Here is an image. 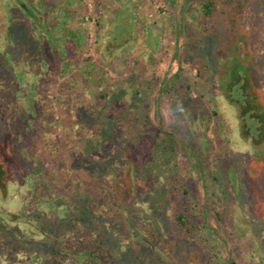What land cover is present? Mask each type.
Segmentation results:
<instances>
[{
    "label": "rangeland",
    "instance_id": "1",
    "mask_svg": "<svg viewBox=\"0 0 264 264\" xmlns=\"http://www.w3.org/2000/svg\"><path fill=\"white\" fill-rule=\"evenodd\" d=\"M203 1L0 0V150L8 171L0 191V264H101L75 253L78 239L111 251L113 264H264V141L253 132L260 119L251 115L243 124L239 116L247 77L264 107V9L252 0L233 24L215 25L205 22ZM26 45L29 55L20 51ZM10 47L18 49L15 56ZM48 56L71 61L44 64L56 78L42 86L26 78L23 61L33 76ZM75 57L97 63L100 82L91 85ZM224 85L234 90L233 100ZM131 89L141 90L139 112L128 107ZM121 91L123 109L117 106L128 123L110 118L111 136L103 138L102 119L116 115L105 104ZM38 99L39 116L32 107ZM182 99L211 113L209 124L180 117ZM79 107L88 114H78ZM147 110L151 128L142 144L134 126ZM170 140V162L151 165L167 156L162 148ZM197 156L202 164L194 166ZM172 169L187 186L182 201L191 199L198 220L207 221L200 237L172 227L175 195L154 214ZM82 204L96 218L77 221ZM132 250L146 255L133 260Z\"/></svg>",
    "mask_w": 264,
    "mask_h": 264
},
{
    "label": "trees",
    "instance_id": "2",
    "mask_svg": "<svg viewBox=\"0 0 264 264\" xmlns=\"http://www.w3.org/2000/svg\"><path fill=\"white\" fill-rule=\"evenodd\" d=\"M256 1L258 2V4L263 6V9H264V0H256ZM251 2H252V0H205L202 2V5H201L202 13H203L202 15L205 19V22H207V23H209L210 21H215L214 22L215 25H221V23L228 21L229 23L233 24L236 21L238 14H240V12L242 10L241 8L243 6L248 5ZM221 4H223V9L221 11H219V9H217V8ZM29 6H26L23 9L26 10L27 12H29V17H32L33 11H32V9L29 8ZM225 8L226 9L228 8V10H226ZM230 8H232L231 13H230V17H229L230 19L227 20L226 17H228V13H229L228 11ZM219 12H221L224 15L222 18L219 17V15H220ZM263 16H264V14H263ZM36 22L37 21H34V22L32 21V27L34 26L35 30H39L38 24ZM215 30H216V28H215ZM70 32H71V34L76 36L78 31L70 29ZM12 35H11L12 37H10L11 38L10 41L11 42L14 41V45L18 48V45H17L16 40H15V33ZM13 47H10V49H9V51L12 52L11 57L13 55L15 56V54H13V52H18V49H16V47L14 49ZM78 48H79V46H78ZM20 51L27 52L29 55V53H30L29 52V45H26ZM47 55H49V51L46 54V56ZM51 59L53 60L54 57L51 58L48 56V58H45L43 60V62H42V60H38L39 61L38 66H39L40 70H39V73L37 75H33V76L31 75L33 70L31 69V67H29V62L27 61L28 58H27V60L25 59L23 61V71L26 74L25 75L26 78H28V77L29 78L34 77L35 79L38 78V80H39L38 84L40 86H42L45 82L55 80V78H56L54 73L53 74L49 73L50 75L48 74V71L46 70L47 67L45 65H54L57 68V66L60 64V62L63 61V63H65V66L67 67L69 62L71 61L70 59L61 60L60 58L55 57V61L53 62ZM72 59H73L72 61L76 60L75 61V62H77L76 68L78 70H80V73L83 75V77L86 78L87 81H90V83H92L91 85H93V84L96 85V83L100 82V78L102 75V69H100V67H98L97 63L90 62L88 60H85L84 62L79 63L78 59L76 57L72 58ZM41 63H43V65ZM40 76H42V77H40ZM16 77H18V76H16ZM39 78H42V79L40 80ZM238 79L239 78H236V82H238ZM42 81H43V83H42ZM249 81H250L249 77H247L245 80V83H244L246 85V89H245V91H243L244 92V94H243L244 102L241 103V105H240L241 108H240L239 116H240V119L242 120L243 124H245V122H247L249 120L248 118L251 119V117H250L251 115L253 116L252 120L255 117L256 118L258 117L260 119L259 120L260 129L259 130H257V129L253 130L252 129V130H253V132L255 131V134L257 135L256 138L259 139L260 142H263L264 141V107L262 106V104L259 105L258 103H256V99H258V95L255 92V90H252L251 82H249ZM223 90H224V94L226 96H228L230 98V100H233L234 90H232L231 87H226L225 85L223 86ZM148 91H150V90H146V89L142 90L143 95L147 96ZM127 92H130L131 98H134V101H131L130 104L128 105V107H130V109H132V111L134 113L139 112L141 110L140 104L135 102L136 101L135 98L138 97V94L141 92V90L135 89L133 91V89H131V90H128ZM127 92L121 91L119 93L112 94L110 101H109L110 103H108V105H107V103L105 104L106 107L111 106L112 108H114V112H116L115 113L116 115L109 117L110 115L108 113H106L109 116L107 118H103V119L101 118L104 121V123H106V124L103 123L104 127H103L102 133H101V134H103V138H105L106 136L107 137L111 136L110 129L113 128L114 125L112 124L110 118H112L113 120H119L120 119V122H123L125 124L128 123L127 120L123 121V119H122V117H125V116H124V113H122L123 108L120 106L121 98ZM42 94L43 93H41V95ZM9 97L15 98L16 97L15 91L10 93ZM24 98H26V97H24ZM100 98H106L107 99L108 97H107V95L105 96V93H102V94H100ZM29 100H33V98L29 97ZM41 102H42V100L38 99L37 102L34 103L32 106V107H34V109L36 111V113L34 111V114H36V115L38 114V116L41 115L42 108H43V105L41 104ZM181 102L184 103V105H186V104L187 105L184 106L183 108L176 107V111L178 112V114L179 115L181 114L180 117H182L183 114H186V115H188L187 117H190L191 120H195V118L197 117L201 120V122L202 121L204 122V120L206 118L205 121L207 122V124H209L212 114L209 112L205 113V112L199 111V110H202V108H200L199 103H196V104L187 103V100H185V99H182ZM117 105L122 109H120ZM186 109H187V111H189V113H186ZM197 111L201 112L200 114H202V116L201 115L196 116L195 112H197ZM214 112H216V111H214ZM77 113L82 115V116H85L86 114H88V111H86L83 107H79L77 109ZM205 114H206V117H203ZM26 115H27V113H26ZM141 116H142L141 117L142 119L136 125H135L136 122L133 120V124L135 125L134 127H138V130L140 129L138 134L136 133L134 135V137L139 140L138 142H140V143L142 142V144H143L145 141V138L148 136V132L151 128V124H150V121L148 120V117H149L148 110H147V113L146 112L141 113ZM101 119H100L99 123H96L93 125V128H95V127L100 128L99 125L103 122ZM119 125H120V123H119ZM242 129H244V127H242ZM170 142L171 143L167 144L164 148H162L163 150H165V152L168 153L167 156L164 157V159H162V160H158L159 157L154 158V161H152L153 163L151 162V165H154V163L158 162L160 164V168L162 167V164H163V168H164L166 166V164H168V162H170L169 153H171V151H173V148H174L173 141L170 140ZM197 157H198V161H197L196 165L194 164V166H198L197 164H202V162L200 161V157L199 156H197ZM6 162L7 161L4 157V154L0 150V191H2V190L4 191V189L6 188V184H4V183H5L6 179H8V171L6 169V166H7ZM147 164H149V163H147ZM130 166L132 169H134V167H135L134 162L132 160H130ZM223 173H225L224 170H222V174ZM169 179H170L169 187H166L164 189V193H161V195L158 196V199L153 201L152 207L154 208V214L159 213V215H161L162 213H164V207H166V205H168L170 202H172L171 198H170L171 195H175L177 199L175 201L176 204L174 205V212H173V216L171 219L172 227H175L176 230L180 231L181 234H183V235L199 236L200 237L201 231H203L206 228H209L207 225V221L205 222V220H203V222H201L200 220H198V218H197L198 216H197L196 211H195L196 205L194 204V206H191V203H192L191 199H190V201H188L186 203L184 201H182L181 197L182 196L186 197V195L188 194V190H187L186 184L183 183V181L181 179L180 172H177L175 169H172V171H170ZM223 179L227 180L225 176H223ZM132 183H133V181H132ZM132 185L134 186L136 184H132ZM227 185L225 183L221 185L224 188V191L226 193H227ZM112 198L116 199L115 197H112ZM117 198H119V197L117 196ZM226 198L228 201L233 200V198H231L229 195H227ZM87 202H88V199H84L83 203L85 204ZM84 204L77 207V209L79 210V212L81 214L77 217V221L78 220H84L86 218V216L96 218V215L93 213V211L91 214L86 212V210L84 209V206H83ZM62 205L68 206L66 202H65V204H62ZM128 217L129 218H127V219H129L131 226L135 227V224H133L134 222H133V219H132L130 213H129ZM133 233H134V235H135V233H139L138 229L134 228ZM84 240L90 241L92 239H90L89 237H86ZM98 241L100 244L103 245L104 236L101 235L100 239ZM76 244H77V250H75V253L79 254L80 256L84 255L85 258H87L91 261H96V262L101 263V264H113V262L115 260L113 253L111 251H109L108 249L104 250L102 248L92 247L91 243H89V242L86 243V242L80 241L79 239L76 241ZM130 253L133 254L132 255L133 260H137L138 258H141L142 256L146 255V253H144V251L142 253H140L138 251L133 252V250H132ZM151 256H153V258L155 259V257L158 256V253L157 252L154 253V251L152 250ZM153 264H160V263L153 262ZM164 264H178V262L176 260L175 261H169L167 259V261L165 260Z\"/></svg>",
    "mask_w": 264,
    "mask_h": 264
}]
</instances>
